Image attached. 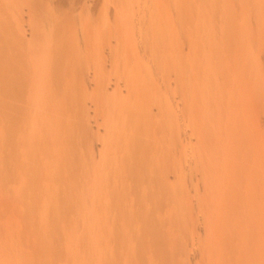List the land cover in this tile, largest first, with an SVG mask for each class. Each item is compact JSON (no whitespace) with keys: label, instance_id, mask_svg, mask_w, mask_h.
I'll return each instance as SVG.
<instances>
[{"label":"rangeland","instance_id":"1","mask_svg":"<svg viewBox=\"0 0 264 264\" xmlns=\"http://www.w3.org/2000/svg\"><path fill=\"white\" fill-rule=\"evenodd\" d=\"M14 1L26 16L39 0ZM46 2L62 63L0 26V264H264V0ZM8 101L23 121L4 123Z\"/></svg>","mask_w":264,"mask_h":264},{"label":"bare ground","instance_id":"2","mask_svg":"<svg viewBox=\"0 0 264 264\" xmlns=\"http://www.w3.org/2000/svg\"><path fill=\"white\" fill-rule=\"evenodd\" d=\"M8 1H10L11 3L8 2ZM13 1H14V0H1V2H0V5H1V7H0V26H1V27H5L4 30H5V29H6V30L8 29L9 32H10V31H15V33L12 32V34H15V35H14L15 38L12 37V39H13V38L15 39L14 41H15L16 44H14V45H16L17 47H20V48L23 47V46H25L26 48L30 46V48H33V49H34V46H37L38 43H39L40 45H38V46H41V47H39V48H42V49H38V50H40L41 53H44L43 55H45V59H47V62H48V60H50V61H52V62H54V63L56 62V64H58L57 61L59 62V64L62 63V62H60V60H62V58L64 57V55H63V57H62V54L65 53V52L62 53V51H61L62 48L60 49V46L63 45V42H64V41L62 42L61 45H59V42H61V40L58 42V46H59V47H54V48H57L56 51H54L55 49H54L53 47H51V46H52L53 44L55 45V44H56L55 42L58 41V40L60 39L59 36L61 35L62 28H64L63 25H65V22L63 21L64 19L58 17V18H60V19H57V18H56V19H57V20H56V19L52 18L53 16H51V18L53 19V21L51 22L52 25L50 26V29H49V27H47V29H49V30H47V31L50 32V33H48V34H50V35H49V36L46 35V37H42V36H43L42 34H43L44 32H45V34H46V28H45L44 26H42V29H40V32H39V30H38V32H37V34L39 33V35H38V37H37L36 34H35V32H36L37 30L34 29V30H35V32H34L33 29H30V28H31V25L33 24V21L37 19V18H35V16H36V15H37V16L39 15L40 17H43V16H44V19H43V20H45V18H46V21H47V22H49V20L51 19V18L49 19L50 16L47 17L49 13H48V14L46 13L47 15L45 14V12H47V10H49V9H48V6H46L47 2L45 3L46 0H39L38 3H37V5H36V9H32V8H31V11H29L30 13H32V15L26 12V16L24 15V14H25L24 11H22V12H24V14L22 13V16L19 15V14H17L16 12L11 14L10 9H9L10 7H11V9L14 10V11L17 10V9H15V8H14V9L12 8V6H15V5L12 4ZM15 1H16V0H15ZM15 1H14V2H15ZM19 1H20V0H17V2H19ZM22 1H23V0H22ZM58 1H61V0H58ZM153 1H154V0H153ZM124 2H125V0H124ZM126 2L128 3V1H126ZM117 3H118V2H117ZM14 4H16V3H14ZM17 4H18V3H17ZM11 5H12V6H11ZM24 5H25V4H24ZM124 5H127V4H124ZM22 6H23V5H22ZM153 6H154V5H152V7H153ZM17 7H19V5H18ZM49 7H50V5H49ZM118 7H120V6H118ZM118 7H117V8H118ZM147 7H148V6H147ZM147 7H146V9H147ZM22 8L24 9L25 7L23 6ZM27 8H28V7H27ZM123 8H124V7H123ZM153 8H154V7H153ZM19 9H20V8H19ZM29 9H30V8H29ZM126 9H127V8H126ZM149 9H150V8H149ZM26 10H28V9H26ZM123 10H124V9H123ZM144 10H145V9H144ZM14 11H13V12H14ZM34 11H35V12H34ZM152 12H153V11H152ZM51 13H53V12L51 11ZM54 13H55V12H54ZM9 14H10L11 16H12L13 14H14V15L17 14L16 16L13 15L12 18L10 17V19H13V17H15V20H16V25H14L15 28H13L12 30L9 29V27H10V28L13 27V25H12V26L10 25V24H12V23H10L11 21L8 20L9 17H7V16H10ZM28 14H29V15H28ZM118 14L120 15L121 13H118ZM34 15H35V16H34ZM49 15H50V14H49ZM51 15H52V14H51ZM55 15H56V13L54 14V16H55ZM40 17H39V19H40ZM34 18H35V19H34ZM48 19H49V20H48ZM9 21H10V22H9ZM12 21H13V20H12ZM46 21H45V22H46ZM34 22H35V21H34ZM38 22H39V21H38ZM53 22H54V24H53ZM61 22H62V23H61ZM63 22H64V24H63ZM14 24H15V23H14ZM37 26H38V25H37ZM48 26H49V25H48ZM62 26H63V27H62ZM61 27H62V28H61ZM65 28H66V27H65ZM6 30H5V31H6ZM64 30H65V29H64ZM6 32H7V31H6ZM9 32L6 33V34H7V37L10 36V35H12V34H10ZM0 34H1V33H0ZM45 34H44V35H45ZM8 38H9V37H8ZM36 40H37V42H35ZM10 42H11V41H10ZM31 45H32V47H31ZM56 45H57V44H56ZM16 46H15V47H16ZM38 46H37V48H38ZM17 47H16V48H17ZM62 47H63V46H62ZM16 48H15V50H16ZM23 48H24V47H23ZM30 48H29V50L31 51L32 49H30ZM35 48H36V47H35ZM52 48H53L54 50H52ZM64 48H65V47H64ZM64 48H63V49H64ZM24 49H25V48H24ZM63 49H62V50H63ZM87 49H88V48H87ZM89 49H91V48H89ZM19 50H20V49H19ZM19 50H17V51H19ZM29 50H28V48H27V51H26V49H25L26 52H28ZM17 51H16V53H18ZM25 51H24V53H25ZM21 52H23V51H21ZM21 52H20V53H21ZM0 53H1V52H0ZM2 53H3V52H2ZM13 53H14V51H13ZM13 53H12V54H8V55L11 56V55H13ZM41 53H40V54H41ZM25 54H26V53H25ZM112 54H113V53H112ZM8 55H7V56H8ZM14 55H15V54H14ZM26 55H27V54H26ZM26 55H24V54L21 53V54L19 55V57H20V58H22V57L24 58V56H26ZM30 55H31V54H30ZM43 55H42V57H44ZM111 56H112V55H111ZM0 57H1V56H0ZM13 57H14V56H13ZM17 57H18V55H16V58H17ZM26 57H27V56H26ZM42 57H41V58H42ZM9 58H12V57H9ZM28 58H29V57H28ZM34 58H35V57H34ZM14 59H15V58H14ZM14 59H13V60H14ZM25 59H26V58H25ZM29 59H30V58H29ZM23 60H24V59H22V61H23ZM6 61H8V63H11L12 60L5 59L4 65H6V63H7ZM22 61H21V62H22ZM24 61H25V60H24ZM35 61H36V60H35ZM35 61H34V62H35ZM18 62H20V61H18ZM27 62H28V61H27ZM43 62H44V61H43ZM50 63H51V62H50ZM25 64H26V63H25ZM34 64H35V63H34ZM51 64H52V63H51ZM18 65H20V64H18ZM7 66H8V67H7L6 69H9V65H7ZM56 66H57V65H56ZM5 67H6V66H5ZM5 67H3V68H5ZM21 67H22V66H20V68H21ZM42 67H43V66H42ZM48 67H49V65H48ZM59 67H60V66H58V67H56V68H59ZM11 68H12V67H10L9 71H12ZM18 68H19V66H18ZM50 68H55V67H54V66H53V67L50 66ZM27 69H28V68H27ZM41 69H42V68H41ZM48 69H49V68H48ZM3 70H4V69H3ZM13 70H15V69H14V66H13ZM46 70H47V69H46ZM56 70H57V69H56ZM56 70H54V71H56ZM58 70H59V72H60V69H58ZM58 70H57V71H58ZM62 70H63V69H62ZM4 71H5V70H4ZM6 71H8V70H6ZM31 71H32V70H31ZM36 71H38V70H36ZM39 71H40V70H39ZM48 71H49V70H48ZM48 71H45V73L48 72ZM57 71H56V73H57ZM13 72H15L14 75H16V74L18 75V73L20 72V70H19V72H17V70H16V71H13ZM13 72H12V73L10 72L11 74H10V73H8V74H10L9 77H11V75H12V78L15 79V77L13 76ZM26 72H27V71H26ZM33 72H34V71H33ZM33 72H31L30 74H32ZM49 72H50V71H49ZM45 73H44V74H45ZM24 74L26 75L25 72H24ZM24 74H23V76H24ZM39 74H40V73H39ZM49 74H50V73H49ZM62 74H63V73H62ZM56 75H57V76H55V77H57V79H58V78H59V77H58L59 75H58V74H56ZM6 76L8 77V75H3V77H6ZM37 76H38V75H37ZM40 76H41V75H40ZM42 76H43V75H42ZM51 76H53V73H52ZM9 77H8V78H9ZM21 78H22V81L24 80L22 83H21ZM24 78H25V76H24ZM24 78H23L22 76H21L20 78H17V80H19V79H20V80H19L18 82H17V80H16L17 83H16V82L13 83V84H14L13 87L10 86L11 83H10V85L8 84V87L10 86V87H12V90H15V92H14V91H11V94H10V97L13 98L14 100H15V99H18V98L20 99V96H19V95H23V97L28 95L27 91H26V95H25V94H24V90H23V91L19 90V87H20V86H23V85L25 84L24 82H27V81H28V80H27V79H28L27 77H26V79H24ZM30 78H31V77H30ZM42 78H43V77H41V79H42ZM6 79H7V78H6ZM41 79H40V80H41ZM43 79H44V78H43ZM43 79H42V80H43ZM55 79H56V78H55ZM25 80H27V81H25ZM6 81H7V80H6ZM8 81L13 82L12 79H8ZM51 81H52V80H51ZM55 82H56V80L54 81V83H55ZM59 82H60V81H59ZM59 82H58V83H59ZM15 84H16V86H15ZM18 84H19V85L22 84V85L19 86ZM29 84H30V83H29ZM33 84H34V83H33ZM37 84H38V83H37ZM226 84H227V83H226ZM17 85H18V88H17ZM38 85H39V84H38ZM48 85H49V84H48ZM54 85H55V84H54ZM58 85H59V84H58ZM62 85H63V84H62ZM59 86H60V85H59ZM63 86H64V85H63ZM220 86H221V85H220ZM14 87H16L17 89H14ZM23 87H24V89H26L25 87H28V85L23 86ZM36 87H37V86H36ZM36 87H35V88H36ZM40 87H41V86H40ZM227 87H228V86H227ZM227 87H226V88H227ZM42 88H43V87H42ZM7 89L10 90V88H7ZM28 89H29V88H28ZM55 89H56V88H55ZM55 89H53V90H55ZM57 89L59 90V87H58ZM224 89H225V87H224ZM9 90H8V91H9ZM64 90H65V89H64ZM8 91H6V92L8 93ZM18 91H19V92H18ZM55 91H56V90H55ZM60 91H61V90H60ZM13 92H14V93H13ZM16 92H18L19 94H16ZM20 92H22L23 94H20ZM52 92H53V91H52ZM7 93H6V97H7ZM55 93H56V92H55ZM60 93H61V92H60ZM12 94H13V95H12ZM14 94H15V95H18L19 97H18V96H15V97H14ZM52 94H54V93H52ZM49 95H50V94H49ZM0 96H2V93H1ZM67 96H68V95H67ZM4 97H5V96H4ZM6 97H5V98H6ZM16 97H17V98H16ZM23 97H21V100L23 99ZM39 97H41V96H39ZM49 97H52V96H49ZM59 97H60V96L58 95V98H59ZM64 97H65V96H64ZM5 98H2V99H4V101H5ZM28 98H29V97H27V99H28ZM53 98H54V97H53ZM53 98H52V99H53ZM58 98H57V99H58ZM24 99H25V100H24V101H25V106H26L27 103H28V105H27L28 107H25V108L28 110L29 107H30V106H29V103H31V102H27L28 100L26 101V97H25ZM29 99L35 102L34 99H31V98H29ZM37 99H38V97H37ZM37 99H36V101H37ZM8 100H9V98H8ZM21 100H20V101H19V100H15L16 103H15V101H14L15 104H14L13 106H15L16 104H17V105H18V104L20 105ZM42 100H43V99H42ZM42 100H40V101L38 102L39 105L41 104L40 102H41ZM46 100H48V98H47ZM4 101H3L2 104H4ZM18 101H19L20 103H18ZM56 101H57V100H56ZM70 101H71V100H70ZM22 102H23V100H22ZM34 102H32V104L35 106V103H34ZM48 102H50V101H48ZM61 103H62V102H61ZM2 104H1V105H2ZM8 104L11 105V106L7 107V109H4L5 111L8 110V111H6L7 117L5 116L7 120H6L5 118H3V117H4V116H3V117H2V121H5V120H6V122H4L6 125H8V124H10V125H12V124H16V122H18L19 119H21V118L16 119V118H18V117H17L18 115H16V114L13 115L14 118H15V115H16L15 120H14V118H11V117H12L11 114L14 113V112H13L14 110L11 111V110H12L11 107L13 108V106H12V104H11V101H8ZM1 105H0V106H1ZM17 105H16V106H17ZM33 105H31V106H33ZM7 106H8V105H7ZM22 106L24 107V105H21V107H22ZM36 106H37V105H36ZM36 106H35V108H36ZM49 106H50V105H49ZM3 107H4V106L2 105L0 108L3 109ZM23 107H22V108H23ZM51 107H52V106H51ZM14 108H15V107H14ZM14 108H13V109H14ZM16 108L19 109V110L16 111V113L18 112V114L24 116V117H22V118H25L24 120H26L27 118L30 117V116H28V117L26 116V114H27L26 112H27V111L24 112L25 114L23 115V112L21 111V108H19V107H16ZM37 108H39V106H37ZM37 108H36V109H37ZM54 108H55V107H54ZM56 108H58V107H56ZM9 109H10L11 114L9 113ZM33 109H34V107H33ZM42 109H43V108H42ZM46 109H48V108H46ZM15 110H16V109H15ZM31 110H32V109H31ZM49 110H50V109H49ZM49 110H48V115H51V114L53 115V114H54V113H52L53 109H51V114L49 113V112H50ZM19 111H20V112H19ZM35 111H36V110H35ZM40 111L42 112V110H40ZM60 111H61V110H60ZM7 112H8V113L10 114V116H11V117H10V119H11V123L9 122L10 119H8V118H9V114H8ZM21 112H22V113H21ZM29 112H30V110H29ZM29 112H28V113H29ZM38 112H39V110H38ZM62 112H63V111H62ZM1 113H2V112H1ZM1 113H0V114H1ZM3 113H4V112H3ZM60 113H61V112H60ZM4 114H5V113H4ZM38 114H39V113H38ZM43 114H44V113H43ZM52 115L50 116V119H51ZM55 115H56V114H55ZM42 116H43V115H42ZM42 116H41V118H42ZM32 117H33V116H32ZM38 117H39V116H38ZM30 118H31V117H30ZM60 118H61V117H60ZM4 119H5V120H4ZM12 119H13V120H12ZM45 119H47V118H45ZM52 119H53V118H52ZM52 119H51V121L48 119L46 122H48V123L50 122L49 124L51 125V123H52ZM17 120H18V121H17ZM21 120H22V119H21ZM27 120H28V119H27ZM27 120H26V122H28ZM36 120H37V119H36ZM22 121H23V120H22ZM29 121H30V120H29ZM39 121H40V118H39ZM44 121H45V120H44ZM8 122H9V123H8ZM12 122H13V123H12ZM14 122H15V123H14ZM31 122H32V121H31ZM60 122H61V121H60ZM19 123H20V125H22V123H24V122L21 123V121H20ZM37 124H38V123H37ZM37 124H36V126H33V127H37ZM43 124H44V123H43ZM49 124H47V126H49ZM55 124H56V123H55ZM55 124H54V125H55ZM58 124H59V123H58ZM58 124H56V126H57ZM20 125H18V128H15L17 131H16V130L14 131V129H11V127H10L11 130H10V129H9V130H10V131L13 130V132L10 133V136L13 135V134L16 135V134L18 133V131H19L18 136L16 135L17 137H19V134H20V131H21V130H19V129H20V127H19ZM59 125H60V124H59ZM45 126H46V125H45ZM45 126H44V127H45ZM56 126H55V127H56ZM21 127H25V126L22 125ZM27 127H28V126H27ZM29 127H30V126H29ZM33 127H32V128H33ZM44 127H43V129H41L40 131L43 130V133H44V132L46 133V132H47V129H44ZM53 127H54V126H53ZM53 127H52L51 130H50V126H49V127H48V129H49L48 132L52 131ZM59 127H60V126H59ZM13 128H14V127H13ZM32 128H29L28 130H27V128H26L27 133H28L29 130H31L32 133L35 132V131H33V130H34V129L37 130L38 127H37V128H34L33 130H32ZM57 128H58V126H57ZM60 128H61V127H60ZM24 129H25V128H24ZM7 130H8V129H7ZM7 130H6V131H7ZM26 130H25V131H26ZM44 130H46V131H44ZM58 130H60V129H58ZM6 131H5V132H6ZM22 131H23V134H22V132H21V136H22V135H27V133L24 134V133H25L24 130H22ZM54 131H56V129H55ZM14 132H17V133H14ZM31 132H30V133H31ZM48 132H47V134L49 135ZM59 132H60V131H59ZM59 132H58V133H59ZM30 133H29V135H31V136H30V137L26 136V138H24V139H27V137L31 139V137H33V136H32V134H30ZM55 133H56V135L54 136V138L52 137L51 139H53V141H54V140L56 141L57 139H59V141H60V136H59V138H58V135H59V134L57 135V132H54V133H53V131H52V134H50L49 137H48V136H47V137L50 139V136H53ZM61 133H62V132H61ZM41 134H42V133H41ZM47 134H42V135L45 136V137H43L42 139L47 138V137H46ZM6 135H7V134H6ZM33 135H35V133H34ZM42 135H41V136L37 135V137L40 138V137H42ZM7 136H8V135H7ZM10 136H9V138H7V139H10ZM13 137H14V135H13ZM13 137H12V140L15 138V137H14V138H13ZM17 137H16V139H17ZM23 137H25V136H23ZM33 138H34V137H33ZM33 138H32V139H33ZM48 138H47V140H46L47 142H48V140H49ZM36 139H38V138L35 137V138L33 139V141L36 140ZM40 139H41V138H40ZM17 140H19V139H17ZM28 140H29V139H28ZM20 141L22 142V141H25V140H19V141H16V140H15L16 143H20ZM26 141H27V140H26ZM26 141H25V142H26ZM30 141H31V140H30ZM30 141H27L25 144L27 145V143H29ZM36 141H37V140H36ZM41 141H42V140H41ZM43 141H44V140H43ZM46 141H45V142H46ZM15 142H14L15 145H14V144H13V145L16 147L17 144H16ZM34 142H35V141H34ZM39 142H40V141H39V139H38L37 144H39ZM47 142H46V143H47ZM56 142H57V141H56ZM30 143H31V142H30ZM30 143H29V144H30ZM41 143H43V142H41ZM41 143H40V144H41ZM10 144H11V143H10ZM29 144H28V145H29ZM40 144H39V145H40ZM8 145H9V144H8ZM11 145H12V144H11ZM20 145H21V144H20ZM26 145H25L26 148H30V147H31V145H30V147H27L28 145H27V146H26ZM35 145H36V144H35ZM39 145H38V146H39ZM41 145H42V144H41ZM51 145H52V144H51ZM51 145H50V146H51ZM2 146H3V145H2ZM46 146H47V145H46ZM50 146H49V147H50ZM52 146H53V145H52ZM58 146H59V144H58ZM5 147L7 148L8 146H5ZM10 147H11V146H10ZM20 147H21V146H20ZM22 147H23V144H22ZM25 147H24V149H25ZM33 147H34V146H33ZM34 148H35V147H34ZM16 149H18V148L16 147ZM16 149H15V150H16ZM19 149H20V148H19ZM30 149H31V148H30ZM30 149H29V150H30ZM32 149H33V148H32ZM60 149H61V148H60ZM6 150H7V149H6ZM6 150H5V152H6ZM44 150H45V149H44ZM7 151H8V150H7ZM25 151H28V150H25ZM25 151H24V152H25ZM41 151H43V150H41ZM48 151H49V149H48ZM54 151H55V150H54ZM59 151H60V150H59ZM44 152H45V151H44ZM56 152H57V151H56ZM67 152H68V151H67ZM6 153H7V152H6ZM14 153H16V152L14 151ZM17 153H18V150H17ZM21 153H22V151H21ZM21 153L19 152V154H21ZM25 153H26V154H25ZM25 153H24V156H28V155H27V152H25ZM28 153H29V152H28ZM38 153H39V152H38ZM40 153H41V152H40ZM62 153H63V152H62ZM0 154H4V153H0ZM34 154H36V153H34ZM12 155L14 156L15 154H12ZM17 155H18V154H17ZM38 155H40V154H38ZM4 156H6V157H4ZM35 156H36V155H35ZM41 156H42V155H41ZM48 156H49V155H48ZM2 157L7 158L8 156H7V155H2ZM15 157H16V156H15ZM18 157H19V156H18ZM33 157H34V156H33ZM49 157H50V156H49ZM53 157H54V156H53ZM23 158H25V157H23ZM26 158H27V157H26ZM26 158H25V159H26ZM50 158H51V157H50ZM10 159H11V158H10ZM27 159H29V158H27ZM30 159H32V158H30ZM35 159H36V158H35ZM23 160H24V159H23ZM62 160H63V158H62ZM7 161H8V160H7ZM15 161H16V160H15ZM27 161H28V160H27ZM33 161H34V160L32 159V162H33ZM38 161H39V160H38ZM53 161H54V160H53ZM9 162H10V161H9ZM23 162H24V161H23ZM35 162H36V161H35ZM2 163H3V162H2ZM51 163H52V162H51ZM20 164L22 165L23 163L21 162ZM25 164H26V163H24L23 165L25 166ZM36 164H37V163H36ZM39 164H40V163H39ZM5 165H7V164L5 163ZM5 165H4V166H5ZM8 165H10V164H8ZM8 165H7V166H8ZM23 165H22V168H24ZM33 165H34V164H33ZM4 166H3V167H4ZM31 166H32V165H31ZM40 166H41V165H40ZM40 166H39V167H40ZM58 166H59V165H58ZM9 167H10V166H9ZM29 167H30V166H29ZM37 167H38V166H37ZM19 168H21V166H20ZM28 169H29V168H28ZM33 169H34V168H33ZM18 170H21V169H18ZM22 171H23V170H22ZM26 171H27V170H26ZM29 171H30V170H29ZM5 173H6V172H5ZM60 173H61V172H60ZM58 177H59V176H58ZM58 179H59V178H58ZM60 179H61V178H60ZM36 185H37V184H36ZM32 186H34V184H33ZM32 186H31V187L29 186V187L32 188ZM37 186H39V185H37ZM41 186H43V185H41ZM48 186H49V185H48ZM29 187H28V188H29ZM49 187H50V186H49ZM32 189H35V188H32ZM36 189H37V188H36ZM45 189H46V188H45ZM54 189H55V188H54ZM46 190H47L46 192H49V191H48L49 189H46ZM37 191H38V190H37ZM62 194H63V193H62ZM65 196H66V195H65ZM61 197H62V195H61ZM69 197H70V196H69ZM66 199H67V197H66ZM64 200H65V199H64ZM64 200H63V201H64ZM49 204H50V203H49ZM52 204H53V203H52ZM52 204L49 205V206H52ZM61 204H62V202H60L59 205H61ZM63 204L66 205V201H65V203H63ZM63 204H62V205H63ZM68 204H69V201H68ZM55 205H56V204H55ZM59 205H58V206H59ZM62 205H61V206H62ZM65 205H64L63 208H62V207H59V208H58V211L61 210V208H62V210H64ZM58 206H57V207H58ZM66 206H68V205H66ZM52 207H53V206H52ZM55 207H56V206H55ZM66 208H67V207H66ZM67 209H68V208H67ZM58 211H57V213H58ZM59 212H60V211H59ZM49 213H50V212H49ZM60 213H62V212H60ZM64 214H65V213H64ZM49 215H50V214H49ZM62 215H63V214H62ZM29 216H30V215H29ZM29 216H28V218H29ZM60 216H61V215H60ZM60 216H59V217H60ZM30 218H31V217H30ZM30 218H29V219H30ZM32 218H34V217H32ZM32 218H31V220H32ZM52 218H53V217H52ZM64 218H65V217H63L62 219L64 220ZM56 219H57V218H56V216H55V220H56ZM59 219H60V218H59ZM32 222H33V221H32ZM49 222H50L49 225H51L52 221L49 220ZM61 222H62V221H61ZM61 222H60L58 225H60ZM64 222H65V221H64ZM64 222H63V223H64ZM53 223H54V221H53ZM31 224H32V223H31ZM54 224H55V223H54ZM53 226H54V225H53ZM55 227H56V226H55ZM59 227H61V225H60ZM59 227H57V228H59ZM49 228H52V226H49ZM49 228H48V229H49ZM60 229H61V228L56 229V230H60ZM29 231H30V230H29ZM34 231H35V234H36V232L39 234V231H37V229H34V230L30 231V233H31V232L33 233ZM48 231L50 232L51 230L49 229ZM43 232H44V231H43ZM45 233H46V232H45ZM45 233H44V234H45ZM51 233H52V231H51L50 233L47 232V238L45 237L46 240L48 239V234H51ZM56 233H57V231L54 233V237H55V234H56ZM61 233H62V231H61ZM38 234H36V235H38ZM44 234L42 233V234H40V235H43V236H44ZM57 234H59V233H57ZM28 235H31V236H32V234H29V233H28ZM28 235H27V237H28ZM33 235H34V234H33ZM31 236L28 237V239H29V238L31 239ZM34 236H35V235H34ZM38 236H39V235H38ZM56 236H57V235H56ZM39 237H40V236H39ZM39 237L36 238V239H39ZM50 237H51V236H50ZM22 238H23V237H22ZM24 238H25V237H24ZM34 238H35V237H34ZM9 239H10V238H9ZM11 239H12V240H13V239L16 240L17 237H14V238L12 237ZM20 239H21V238H20ZM59 239H60V238H59ZM12 240H11V244H15L14 242L12 243ZM14 240H13V241H14ZM17 240H18V242L20 241L21 244H25V245L27 244V243H25L26 239H25V241L23 240L24 242L21 241L22 239H21V240L17 239ZM40 240H41V239H40ZM46 240H45V241H46ZM41 241H42V240H41ZM15 242H17V241H15ZM18 242H17L16 244L19 246ZM26 242H27V241H26ZM9 243H10V242L7 241V243H5V244H7V246L10 245L9 247H11V244H9ZM16 244H15L14 246H16ZM47 244H48V243H47ZM52 245H53V244H52ZM55 245H56V244H55ZM57 245H58V244H57ZM61 245H63V244H61ZM61 245H60V247L58 246V249H57V248L55 249V247H54V250H53V248H52V249L49 248V249L51 250V251H49V255H50V253H52V254H54V255H55V253H58V252L60 253V251H61V247H62ZM20 246H21V245H20ZM26 246H27V245H26ZM12 247H13V246H12ZM22 247H25V246L22 245ZM16 248H17V247H16ZM263 248H264V247H263ZM20 249H22V248H20ZM42 249H43V248H42ZM42 249H41V250H42ZM31 250H32V249H31ZM31 250H30V251H31ZM35 250H36V249H34V252H35ZM16 251H19V250L17 249ZM22 251H23V249H22ZM22 251H21V252H22ZM25 251H26V250H25ZM30 251H29V252H30ZM36 251H38V249H37ZM21 252H20V253H21ZM16 253H17V252H16ZM30 253H31V252H30ZM37 253H38V252H37ZM40 253H41V252H40ZM59 253H58V254H59ZM62 254H63V255H62ZM64 254H66V253H62V252H61V253H60V257H62V256L64 257V256H65ZM11 255H12V254H11ZM11 255H10V256H11ZM17 255H18V253H17ZM43 255H44V253H43ZM49 255H48V254H47V256L45 255L46 257L40 255V256L43 258V259H41V260L46 259L47 257H49ZM10 256H8V258H9ZM66 256H67V255H66ZM13 257H14V256H13ZM23 257H24V256H23ZM44 257H45V258H44ZM60 257H59V258H60ZM21 258H22V257H21ZM8 260H9V259H8ZM20 260H22V259H20ZM41 260H39V261H41ZM23 261H24V260H23ZM33 261H34V260H33ZM45 261H46V260H45ZM58 262H59V261H58ZM8 263H9V261H8ZM18 263H19V262H18ZM42 263H43V262H42ZM23 264H24V263H23ZM31 264H32V263H31ZM36 264H38V263H36ZM46 264H47V263H46ZM85 264H86V263H85Z\"/></svg>","mask_w":264,"mask_h":264}]
</instances>
